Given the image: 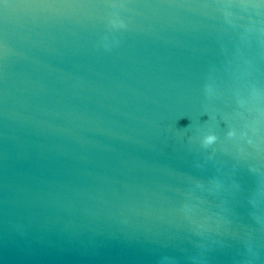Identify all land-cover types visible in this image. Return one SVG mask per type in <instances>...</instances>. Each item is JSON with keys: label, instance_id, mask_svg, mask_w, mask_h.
Listing matches in <instances>:
<instances>
[{"label": "water", "instance_id": "water-1", "mask_svg": "<svg viewBox=\"0 0 264 264\" xmlns=\"http://www.w3.org/2000/svg\"><path fill=\"white\" fill-rule=\"evenodd\" d=\"M0 264H264V0H0Z\"/></svg>", "mask_w": 264, "mask_h": 264}, {"label": "clouds", "instance_id": "clouds-1", "mask_svg": "<svg viewBox=\"0 0 264 264\" xmlns=\"http://www.w3.org/2000/svg\"><path fill=\"white\" fill-rule=\"evenodd\" d=\"M112 27L116 28V27H119V28H123L125 25H124V21L119 19V18H113L111 21H110Z\"/></svg>", "mask_w": 264, "mask_h": 264}, {"label": "snow or ice", "instance_id": "snow-or-ice-1", "mask_svg": "<svg viewBox=\"0 0 264 264\" xmlns=\"http://www.w3.org/2000/svg\"><path fill=\"white\" fill-rule=\"evenodd\" d=\"M5 6H7V5H5Z\"/></svg>", "mask_w": 264, "mask_h": 264}]
</instances>
